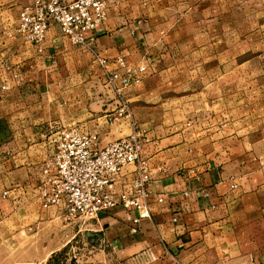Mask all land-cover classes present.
Segmentation results:
<instances>
[{"label": "crops", "instance_id": "crops-1", "mask_svg": "<svg viewBox=\"0 0 264 264\" xmlns=\"http://www.w3.org/2000/svg\"><path fill=\"white\" fill-rule=\"evenodd\" d=\"M31 2L0 0V221L21 216L22 221L12 224L14 235L25 222L46 220L53 212L63 217L61 207L45 209L38 199L44 162L54 152L60 128L95 129L101 145L137 133L142 156L151 165L153 196L149 213L122 205L99 212L97 231H103L101 241L109 254L122 264H264L259 165L244 164L242 147L228 146L225 140L195 141L190 128L163 122L173 118L170 110L166 118L158 117L157 107L143 105L162 98L143 90L150 83L145 79L148 62L141 57L148 46L142 32L147 24L136 20V13L149 16V1L110 4L106 23L87 34L102 55L123 53L133 69L136 81L126 91L131 114L125 111L122 121L112 124L106 122L107 114L122 98L116 90L120 82L111 80L110 73L124 75L125 69L110 64L102 70L92 52L68 45L58 24L48 31L42 51L24 42L16 27L21 9ZM249 169L255 175L246 178ZM67 243L49 246L40 261L23 263L46 261ZM16 257L14 264H19Z\"/></svg>", "mask_w": 264, "mask_h": 264}, {"label": "rangeland", "instance_id": "rangeland-1", "mask_svg": "<svg viewBox=\"0 0 264 264\" xmlns=\"http://www.w3.org/2000/svg\"><path fill=\"white\" fill-rule=\"evenodd\" d=\"M145 1H149V16L136 13V20L147 24L142 32L148 46L141 57L148 62L144 66L150 73L145 79L150 83L143 90L162 98L143 105L157 107L158 117L170 110L168 116L173 118L163 122L179 130L190 128L195 141L225 140L228 146L242 147L247 156L244 164L259 165V178H264V0ZM68 45L89 50L99 67L106 69L97 60L98 55L105 56L93 44ZM130 87L120 91V86L116 87L122 99L108 113L125 107L126 114H131L132 103L126 95ZM122 117L115 122L120 123ZM248 171L246 178L255 175ZM263 209L264 204L260 223H264ZM19 220L21 216L0 221V264H14L16 256L19 264H28L23 262L33 258L40 261L49 246L66 241V246L46 261L30 264H122L109 254L111 250L101 241L103 231H96L99 226L95 224L65 220L53 212L46 220L25 222L20 234L13 235L12 224Z\"/></svg>", "mask_w": 264, "mask_h": 264}, {"label": "built area", "instance_id": "built-area-1", "mask_svg": "<svg viewBox=\"0 0 264 264\" xmlns=\"http://www.w3.org/2000/svg\"><path fill=\"white\" fill-rule=\"evenodd\" d=\"M123 1L32 0L19 13L16 34L42 51L48 31L58 24L69 44L90 47L87 34L107 21L111 3ZM97 60L105 68L112 63L125 69L124 75L110 73L111 80L120 82L119 91L136 81L122 54L114 58L98 55ZM124 112L123 107L108 113L106 122L114 123ZM56 135L54 152L44 162L39 186L38 199L43 208L59 206L65 220L79 219L84 224L90 222L97 226L99 212L116 205L149 213L153 196L150 189L152 170L149 159L142 156L143 141L137 133L105 145L100 144L99 132L86 131L79 126L62 127ZM157 197L159 202L164 201L163 195ZM139 221V218L134 219L135 224Z\"/></svg>", "mask_w": 264, "mask_h": 264}]
</instances>
